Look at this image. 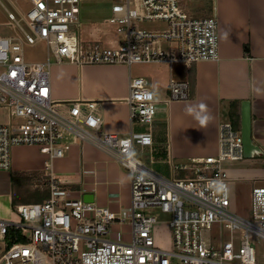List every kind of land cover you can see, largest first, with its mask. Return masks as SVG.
I'll return each mask as SVG.
<instances>
[{"label":"built area","instance_id":"obj_1","mask_svg":"<svg viewBox=\"0 0 264 264\" xmlns=\"http://www.w3.org/2000/svg\"><path fill=\"white\" fill-rule=\"evenodd\" d=\"M30 9L18 19L8 11L10 27L22 31L26 42L45 40L57 62L126 64L181 62L188 66L220 58L219 20L194 17L180 0H117L110 23L121 38L117 44L83 41L73 25L82 0H28ZM26 24V28L22 25ZM142 23H158L143 28ZM51 61L25 58L24 40L0 35V108L8 122L0 123V169H12V148L37 145L48 157L40 181L50 196L19 203L20 219L0 217V264H261L264 245V185L252 188V219L231 209L227 162L245 158L242 132L231 122L220 123L217 156L171 164V177L153 171L134 146L153 143L158 100L143 76L132 77L127 99L132 124L127 136L100 130L102 118L95 101L65 104L52 97ZM189 80L171 79L166 105L191 98ZM83 138L115 153L131 179L129 207L113 210L84 200L87 188L68 186L74 176H56L53 160ZM98 169H101L99 167ZM39 181V180H38ZM38 185V184H37ZM169 214L175 249L156 245L159 222L150 210ZM218 229L217 237L212 232ZM264 255V253H263ZM264 264V256H263Z\"/></svg>","mask_w":264,"mask_h":264},{"label":"crops","instance_id":"obj_2","mask_svg":"<svg viewBox=\"0 0 264 264\" xmlns=\"http://www.w3.org/2000/svg\"><path fill=\"white\" fill-rule=\"evenodd\" d=\"M211 4L209 16L219 20L218 60H202L192 66L181 62L81 65L55 60L51 61V90L53 99L62 104L77 100L97 102V113L103 121L100 130L127 136L131 130L146 131V126L132 124L127 99L131 78H147L158 100L153 143L137 144L134 150L153 171L165 177L172 174L171 158L187 163L219 155L220 123L231 122L241 131L243 103L248 101L252 137L263 154L225 164L231 206L237 211L241 198L248 197L251 206L252 188L264 183V0H211ZM116 33L107 36L106 41L117 44L121 36ZM172 78L189 80L192 95L189 100L173 101L168 106L163 100L168 98ZM71 141L67 154L53 160L54 174H78L68 186H85L99 206L113 210L129 207L132 176L116 161L115 153L88 139ZM34 149L27 163L14 161L12 169H0L1 200L12 197L15 173L31 171L38 177L46 174L48 156L37 147ZM4 213L0 208V217Z\"/></svg>","mask_w":264,"mask_h":264},{"label":"rangeland","instance_id":"obj_3","mask_svg":"<svg viewBox=\"0 0 264 264\" xmlns=\"http://www.w3.org/2000/svg\"><path fill=\"white\" fill-rule=\"evenodd\" d=\"M117 0H82L80 3V13L78 22L80 27L73 25L72 28L78 32L81 39L86 41L89 40H101L105 45H111L106 41L107 36H113L116 33V26L109 22L112 17V7ZM180 6L185 9L191 16L194 17H204L211 15L212 4L211 0H180ZM16 7L20 10L23 16L31 7L28 0H0V35H18L24 40V50L25 58L27 61H46L48 58L50 61H55L54 54L50 52L48 44L45 40H39L34 44L26 42L22 31L19 27L12 28L9 24L12 21L9 19L8 11L10 10L15 13L18 19L21 18V14L18 12ZM22 25L26 28V24L22 21ZM160 26L158 23H142L143 28H156ZM117 34V33H116ZM106 37V38H105ZM88 41V40H87ZM67 58L64 57V61ZM8 112L4 108H0V123L8 122ZM18 146V145H17ZM39 147L37 145L20 144L18 149L12 148V162H20L24 164L25 161L30 159V157L35 153L34 148ZM67 154V151L66 153ZM16 159V160H15ZM18 164V163H15ZM18 176L13 182V195L7 200L0 199V208L4 210V217L20 219V216L14 211V206L16 203H30V202H40L44 195H49V190L47 187L38 186L36 175L31 174V171L24 172L20 171L15 173ZM40 184V183H39ZM264 185V183L255 184ZM44 201V200H43ZM231 209L238 213V215L244 216L248 219H252V204L250 206V199L248 197L241 198L239 203L236 205L237 211H235L232 206ZM149 213L157 216L158 223L154 227L155 241L156 245L165 249H175V241L172 230L169 228V224L166 222L170 215L163 213L160 209L150 210ZM214 237L218 235V229L215 228L212 232ZM2 244L0 243V255H1ZM263 253L264 245L258 247V255L260 263H263ZM172 264H181L178 259H175Z\"/></svg>","mask_w":264,"mask_h":264},{"label":"water","instance_id":"obj_4","mask_svg":"<svg viewBox=\"0 0 264 264\" xmlns=\"http://www.w3.org/2000/svg\"><path fill=\"white\" fill-rule=\"evenodd\" d=\"M241 131L245 157L253 158L255 156H260L261 154H263L262 149L252 137L251 111L250 103L248 101L246 103H243ZM84 200L94 202L95 195L92 193H87L84 195Z\"/></svg>","mask_w":264,"mask_h":264},{"label":"trees","instance_id":"obj_5","mask_svg":"<svg viewBox=\"0 0 264 264\" xmlns=\"http://www.w3.org/2000/svg\"><path fill=\"white\" fill-rule=\"evenodd\" d=\"M17 176H18L17 174H15V175L13 176V182H15V179H16ZM36 178H37V182H35V184L37 183L38 186H44L43 183L40 181V177L36 176ZM38 180H39V181H38ZM39 183H40V184H39ZM47 189H48V188H47ZM48 197H49V195H44V196L41 198V200L43 201V200L47 199ZM16 204H18V203H16ZM16 204H15V205H16Z\"/></svg>","mask_w":264,"mask_h":264}]
</instances>
